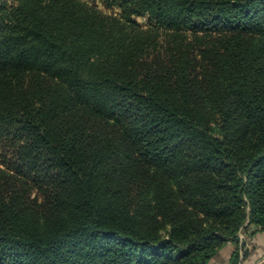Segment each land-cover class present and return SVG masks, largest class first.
<instances>
[{
	"label": "trees",
	"instance_id": "obj_1",
	"mask_svg": "<svg viewBox=\"0 0 264 264\" xmlns=\"http://www.w3.org/2000/svg\"><path fill=\"white\" fill-rule=\"evenodd\" d=\"M105 2L0 0V264H239L264 0Z\"/></svg>",
	"mask_w": 264,
	"mask_h": 264
},
{
	"label": "rangeland",
	"instance_id": "obj_2",
	"mask_svg": "<svg viewBox=\"0 0 264 264\" xmlns=\"http://www.w3.org/2000/svg\"><path fill=\"white\" fill-rule=\"evenodd\" d=\"M87 1L91 4L97 5V7H99L101 10H103L104 12L108 13V14H117V11L108 7L106 5L105 0H84ZM140 23H144L143 19H139ZM5 151L2 152V156H1V163H4V160L6 158V154L4 153ZM9 153V152H8ZM11 158V157H10ZM7 159V158H6ZM3 166L5 167V164H3ZM254 233V228L250 227L247 231H242L239 234L240 237V244H242L243 242H245V246L243 247V249L240 252V263L239 264H264V253L261 255H255L253 257L250 256L251 249L253 247H255V239L253 238L255 236ZM241 245H239L240 248ZM236 244L230 242L227 244V246H225L219 253L217 256H215L210 264H229L230 258L232 253L234 252V250L236 249ZM245 253H248V256L246 258L245 257Z\"/></svg>",
	"mask_w": 264,
	"mask_h": 264
},
{
	"label": "crops",
	"instance_id": "obj_3",
	"mask_svg": "<svg viewBox=\"0 0 264 264\" xmlns=\"http://www.w3.org/2000/svg\"><path fill=\"white\" fill-rule=\"evenodd\" d=\"M253 238L256 241L255 244L257 245L251 249V257L264 253V231L258 232Z\"/></svg>",
	"mask_w": 264,
	"mask_h": 264
}]
</instances>
